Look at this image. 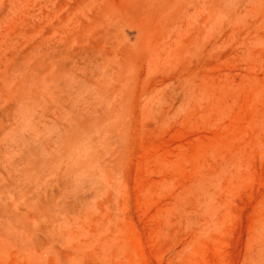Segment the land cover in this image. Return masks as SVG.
Listing matches in <instances>:
<instances>
[{"label": "rangeland", "instance_id": "obj_1", "mask_svg": "<svg viewBox=\"0 0 264 264\" xmlns=\"http://www.w3.org/2000/svg\"><path fill=\"white\" fill-rule=\"evenodd\" d=\"M0 264H264V0H0Z\"/></svg>", "mask_w": 264, "mask_h": 264}]
</instances>
